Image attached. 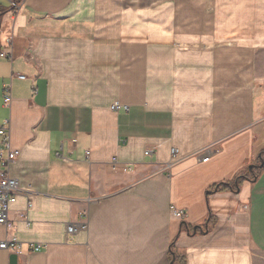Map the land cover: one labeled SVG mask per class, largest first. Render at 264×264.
<instances>
[{
  "label": "crops",
  "instance_id": "obj_1",
  "mask_svg": "<svg viewBox=\"0 0 264 264\" xmlns=\"http://www.w3.org/2000/svg\"><path fill=\"white\" fill-rule=\"evenodd\" d=\"M13 1L0 126L23 192L0 241L43 250L0 264H264V0Z\"/></svg>",
  "mask_w": 264,
  "mask_h": 264
},
{
  "label": "built area",
  "instance_id": "obj_2",
  "mask_svg": "<svg viewBox=\"0 0 264 264\" xmlns=\"http://www.w3.org/2000/svg\"><path fill=\"white\" fill-rule=\"evenodd\" d=\"M12 12H16L19 8V4L13 0H9ZM9 49V48H8ZM0 59L10 60L9 53L0 52ZM18 80H25L24 76L16 75ZM2 101L5 106H8L11 101V88L10 84H4L2 86ZM118 108L117 104H114L111 109L116 110ZM152 150L148 149L144 152L145 157H150ZM215 153V149L212 147L203 149L194 155V158L199 162H207L209 158ZM171 158L176 156V150L172 149L170 152ZM18 153L12 151L10 148V135L8 132L7 124L4 123L0 126V228L5 229L8 233L13 229L12 224L9 222L8 214L10 211L11 205L14 204L16 198L23 192L20 188L19 183L10 178L8 175V167L17 160ZM119 164L116 161L110 163V169L115 171L118 168ZM31 204H27L29 209ZM169 212L179 221H185L187 216L186 213L180 209H177L174 206L169 207ZM20 219H25L24 214L19 216ZM81 219H84V223H70L66 226V236L70 237L85 228L86 221L88 220L87 214L81 215ZM27 249L30 252L38 253L43 250L42 244L28 243L26 246L24 243L19 242L15 237L6 238L5 240L0 241V251H6L14 254L15 256H21L24 249Z\"/></svg>",
  "mask_w": 264,
  "mask_h": 264
},
{
  "label": "trees",
  "instance_id": "obj_3",
  "mask_svg": "<svg viewBox=\"0 0 264 264\" xmlns=\"http://www.w3.org/2000/svg\"><path fill=\"white\" fill-rule=\"evenodd\" d=\"M224 185V184H222ZM222 185L216 186L215 191H218ZM169 264H176V258L173 254H171V259L169 261Z\"/></svg>",
  "mask_w": 264,
  "mask_h": 264
},
{
  "label": "water",
  "instance_id": "obj_4",
  "mask_svg": "<svg viewBox=\"0 0 264 264\" xmlns=\"http://www.w3.org/2000/svg\"><path fill=\"white\" fill-rule=\"evenodd\" d=\"M259 158L261 159V155L259 156ZM261 167H263V164H262V163H261V165H260V168H261ZM194 230H195V229H194Z\"/></svg>",
  "mask_w": 264,
  "mask_h": 264
}]
</instances>
